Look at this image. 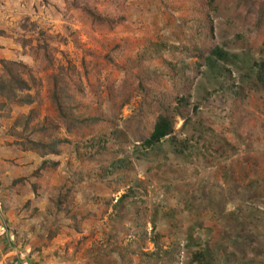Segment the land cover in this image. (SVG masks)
Returning a JSON list of instances; mask_svg holds the SVG:
<instances>
[{
    "label": "rangeland",
    "instance_id": "rangeland-1",
    "mask_svg": "<svg viewBox=\"0 0 264 264\" xmlns=\"http://www.w3.org/2000/svg\"><path fill=\"white\" fill-rule=\"evenodd\" d=\"M186 2L77 0L78 8L74 0H0V77L2 61L16 62L29 88L10 93L11 100L0 93V264H88L99 248H114L115 264H158L135 249L153 252L155 234L159 247L174 254L173 264H190L191 252L203 248L212 249V258L220 254V264H264V93L241 85L264 59V18L249 15L247 2L229 3L240 17L231 26L210 14L206 50L216 46L239 57L208 68L198 55L188 58L195 30L182 22ZM81 7L120 21L100 25ZM38 32L47 38L48 60L30 53ZM29 38L23 52L20 41ZM154 43L161 56L144 60L143 50ZM172 65L184 84L172 79ZM145 70L150 86L168 97L187 90L190 124L182 128L175 119L174 146L169 138L150 149L139 141L155 120L137 93L134 75ZM58 74L63 88L75 92L78 114L101 119L92 135L109 137L116 129L123 137L116 142L131 163L128 185L99 181L101 164L86 148L90 132L81 139L77 128L56 120L49 93ZM26 94L32 103L17 102ZM31 112L23 133L22 118L15 124ZM40 126L67 140L58 155L22 146L28 132L34 141L45 136Z\"/></svg>",
    "mask_w": 264,
    "mask_h": 264
},
{
    "label": "trees",
    "instance_id": "trees-1",
    "mask_svg": "<svg viewBox=\"0 0 264 264\" xmlns=\"http://www.w3.org/2000/svg\"><path fill=\"white\" fill-rule=\"evenodd\" d=\"M234 2L236 4H242L244 2L249 3L251 6L249 11L247 12L249 15L257 18H264V3L260 4L255 1L251 0H187L186 7L184 6L180 10L184 14L182 22L185 24L187 22H191L194 25L195 30V37L193 38L191 45L193 46L192 49H186L189 52L188 58L194 57L197 55L201 58L206 60V66L208 68H215L216 63L220 62L225 64L231 60H237L239 57L237 54H231L230 52L225 51L219 47H212L206 50V46L212 40L213 37V23L210 14L221 15L224 18V22L226 25L233 24L237 21L240 17L238 15H234L237 10V5H230L229 3ZM73 6L80 7L77 4V0H74ZM262 6V7H261ZM85 14H87L93 21L100 25L114 27L120 20L115 19L112 16L104 15L102 16L99 13L94 12L92 9L81 7L80 8ZM242 20H247L248 16L242 15ZM198 31V32H197ZM46 37L43 36L42 32H38L36 34L37 43L34 48L30 49V53L33 55H44V57L48 60L47 54L49 53L48 44ZM32 38L29 40H21L20 42L24 44L23 52H27L25 45H31ZM203 46H201V45ZM153 46L159 47L158 44L154 43L148 45L146 50H143V59L149 60L157 55L161 56V51H156ZM117 48V46L115 47ZM184 48H186L184 46ZM183 48V50H184ZM201 53V56H200ZM209 55V56H208ZM206 56V57H205ZM187 58V57H185ZM2 76L0 77V93L10 98V93L15 94V90L23 91L29 90L27 87V83L24 82L19 74L18 67H22L16 62L13 61H2ZM172 79L176 80V83L184 84L182 80V72L176 68L175 65H172ZM132 76V74H130ZM137 78V93L141 96L142 101L146 103V109L148 110V114L154 116V122L152 126L151 133L147 135V137L140 138L139 141L142 143L144 149H150L155 147V145L159 144L164 139L169 138L170 143L174 146L176 144L175 135L174 134V123L175 119L179 118L182 121V128L187 127L190 124L189 118V107H190V100L188 97L184 96L185 92H179L175 94V97H168L167 95L163 94L162 92L156 91L153 87L150 86L151 79V72L150 71H141L137 75H134ZM53 77V87L52 91L49 93V99L51 101L52 107L55 109V117L56 120L60 121L65 125H71L74 128H77L79 131V137L81 139L88 138L87 136L92 135L95 131V127L101 122V119L96 115H86L83 116L78 114L77 108L73 106L75 98V92L69 91L66 88H63L64 76L62 77L60 74L54 75ZM51 77V78H52ZM220 77V76H219ZM62 78V79H58ZM247 80H243L241 85L249 84L253 91L264 93V59L259 60L258 63H254L251 65V68L248 72ZM61 80V83L59 82ZM181 81V82H179ZM240 86L239 88H242ZM175 101V103H174ZM17 102L22 103H32L33 100L30 98L29 94L25 95L24 100L18 99ZM192 111H195V107H193ZM32 112L28 116H21L20 119L16 122L15 126L17 127L20 123L22 118V123H24L23 133L28 131L29 122L32 118ZM88 114V113H86ZM51 123V127H52ZM86 130L90 132L86 134ZM40 131L45 133V136L39 138L38 140L34 141L30 139L32 137V133L28 132L25 134L26 141L22 146L27 145L31 147L30 150L33 152L38 153L40 156L45 157L47 155H58L60 150L58 149V145L67 143L65 139H59L50 133L46 132V128L40 126ZM96 134V135H95ZM90 139L87 140L86 148L88 151L89 157L91 159H96L99 162L100 169L98 179L101 180L108 186H116L120 187L123 185H128V176L131 172V163L129 162L128 157L124 152H118V149L122 148V144L117 143L116 140H121L118 137V133L116 129L106 137L105 135L98 134L95 132ZM126 143V142H125ZM183 143L179 144V147L183 150L185 145ZM182 144V145H181ZM180 149V151H182ZM49 162H44L43 164L46 165ZM190 164L188 167V172L193 169L191 166V161L187 162ZM54 165V163H50ZM194 171V169H193ZM131 192V196L135 197L133 190L131 187L127 188V193ZM127 194H123L115 203V207L119 208L123 203V199L126 198ZM140 207H143V202H138ZM193 204H187V208L192 206ZM214 205V204H213ZM217 205V204H216ZM219 211H223V206L217 205ZM136 216L140 218L142 216V211L138 210L136 212ZM140 228V225L138 226ZM142 236L145 235L144 233L141 234ZM188 241L191 242L193 239L192 232L187 234ZM160 236L155 234V238L153 239L152 243H154V251L149 253L148 255L143 252L139 246L135 249L138 253L139 258L142 257H151L158 261V264H173L175 262L173 258V253L171 250L168 249H161L158 244ZM143 243V239H139ZM107 249V248H102ZM101 248L96 249V251L92 254L91 260L88 264H115V260L111 259V256L115 253L114 248H110L107 250H102ZM200 251H193L191 252V260L190 264H220V254L216 255L215 257H211L210 252L211 250L206 251V248ZM102 250V251H101ZM217 250V249H216ZM215 251V249H213ZM214 254V253H213ZM120 257H123L120 255ZM211 259V262L209 261ZM204 263V264H205Z\"/></svg>",
    "mask_w": 264,
    "mask_h": 264
}]
</instances>
